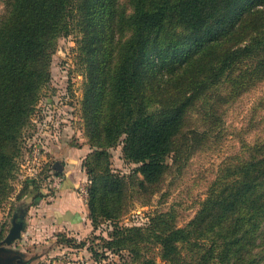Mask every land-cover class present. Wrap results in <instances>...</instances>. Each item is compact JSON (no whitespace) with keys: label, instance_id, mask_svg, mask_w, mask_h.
I'll return each mask as SVG.
<instances>
[{"label":"trees","instance_id":"trees-1","mask_svg":"<svg viewBox=\"0 0 264 264\" xmlns=\"http://www.w3.org/2000/svg\"><path fill=\"white\" fill-rule=\"evenodd\" d=\"M74 31L93 149L83 167L97 228L124 215L130 191L149 202L168 158L190 156L221 129L224 107L264 82V0H8L0 18V207L58 42ZM194 115L202 131L188 129ZM121 144L137 166L132 183L112 169L110 151ZM249 151L221 167L187 226L177 225L173 210L157 212L146 227L101 238L103 249L119 264H156L152 244L167 264H264V144ZM58 236L59 244L85 246Z\"/></svg>","mask_w":264,"mask_h":264},{"label":"rangeland","instance_id":"rangeland-1","mask_svg":"<svg viewBox=\"0 0 264 264\" xmlns=\"http://www.w3.org/2000/svg\"><path fill=\"white\" fill-rule=\"evenodd\" d=\"M7 1L0 0V18L6 14ZM79 39V33L74 31L58 42L51 64V82L42 91L36 111L24 130L22 151L17 159L18 168L10 180L11 193L0 207V241L10 232L15 213L20 216L19 220H22L21 215H27L25 197L31 187L43 188L54 194V184L59 182L55 171L62 166L61 163H65L66 159L62 158L70 153L68 151L78 153L75 157L79 163L75 165L77 173L80 176L86 174L83 165L93 149L85 135L82 118L85 79L77 57ZM224 109L221 129L206 137L196 151L183 158L178 159L174 154L168 158L169 170L149 202L144 203L146 198L140 199V195L130 191L125 213L120 219L105 221L97 228L93 227L94 234L77 240L78 244H85L82 249L88 252L94 264H119L120 257L104 250L101 238L111 239L123 228L146 227L157 212L173 210L177 225L187 226L208 199L212 185L220 176L221 167L236 162L238 157L249 158V148L264 144V82ZM191 128L204 129L197 115L189 123L188 129ZM35 150L41 155L39 167L33 163ZM110 152L114 173L128 178L132 183L137 166L126 161L123 144ZM86 176L80 180L77 194L87 200L88 205L89 179ZM83 188L87 195L80 190ZM57 240L60 237L54 234L49 241ZM37 241L31 239L30 245L29 241L16 242L13 249L22 247L24 255L21 254V260L27 264H44L42 256L47 254L46 251L51 249L57 252L59 247ZM91 248L99 251L100 259L94 258ZM147 252L148 257L156 260V264H167L161 260L156 245H149Z\"/></svg>","mask_w":264,"mask_h":264},{"label":"crops","instance_id":"crops-1","mask_svg":"<svg viewBox=\"0 0 264 264\" xmlns=\"http://www.w3.org/2000/svg\"><path fill=\"white\" fill-rule=\"evenodd\" d=\"M68 152L70 153L62 158V160L66 159L65 163H61L62 166L55 171L59 182L54 184V194L43 188L38 191L33 190V187L29 189L25 197L27 226L19 242L26 243L29 241L28 244L30 245L31 239L33 241L39 239L37 242L51 243V247L57 245L59 247L57 252L48 249L47 254L42 256L44 264H94L95 262L90 260L86 250L59 245L58 240L49 241L54 234L66 235L75 240H83L94 234L87 201L77 194L80 180H84L86 174L80 176L77 173L78 169L75 165H79V163L75 157L78 153L74 150ZM41 194L44 197L41 200H36V195ZM16 251L24 255L22 247L16 248ZM53 253L55 255H52ZM54 258H58V260H54ZM17 264L19 263L17 262Z\"/></svg>","mask_w":264,"mask_h":264},{"label":"water","instance_id":"water-1","mask_svg":"<svg viewBox=\"0 0 264 264\" xmlns=\"http://www.w3.org/2000/svg\"><path fill=\"white\" fill-rule=\"evenodd\" d=\"M19 220L18 213H15L12 219V228L3 241H0V264H26L21 261V253L13 249L16 242L22 239V234L26 230L25 215H21ZM24 219V220H23ZM6 245V247H4Z\"/></svg>","mask_w":264,"mask_h":264},{"label":"built area","instance_id":"built-area-1","mask_svg":"<svg viewBox=\"0 0 264 264\" xmlns=\"http://www.w3.org/2000/svg\"><path fill=\"white\" fill-rule=\"evenodd\" d=\"M34 159H33V163L39 167L41 165V155H40V152L38 150H35L34 152ZM82 191L83 194H86L87 195V191L83 188V189H80ZM87 201V200H86Z\"/></svg>","mask_w":264,"mask_h":264}]
</instances>
